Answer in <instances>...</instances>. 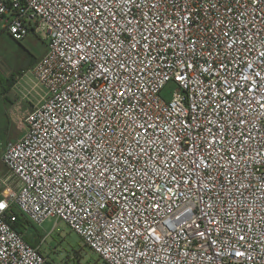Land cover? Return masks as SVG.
<instances>
[{
    "label": "built area",
    "instance_id": "2783aa9c",
    "mask_svg": "<svg viewBox=\"0 0 264 264\" xmlns=\"http://www.w3.org/2000/svg\"><path fill=\"white\" fill-rule=\"evenodd\" d=\"M0 28L47 39L0 141V264H50L17 213L107 264H264V0H0Z\"/></svg>",
    "mask_w": 264,
    "mask_h": 264
},
{
    "label": "rangeland",
    "instance_id": "374dc122",
    "mask_svg": "<svg viewBox=\"0 0 264 264\" xmlns=\"http://www.w3.org/2000/svg\"><path fill=\"white\" fill-rule=\"evenodd\" d=\"M46 44L45 32L41 30L31 32L21 43L10 38L4 31L0 33L1 110L9 106L11 100L14 99V96L10 93L7 95L8 98H6L4 93V86H8L6 80L11 77L16 78L15 82L12 83L15 99L28 95L27 97L35 102L40 100L44 91L41 87L36 86V77L28 71L26 64L33 57H35L36 62L44 54ZM171 91L172 86L170 85L165 89L164 95L168 96ZM18 126L17 122H13L11 125L14 133L20 135L22 131ZM0 136H2V140L7 137L5 133L0 134ZM8 171V168L0 159V178H5L8 175ZM36 227L42 229L45 235L47 234V238L42 245V251L48 257L50 264H107L85 244L81 235L74 231L65 221L50 218L42 225H36Z\"/></svg>",
    "mask_w": 264,
    "mask_h": 264
},
{
    "label": "crops",
    "instance_id": "0c3cea01",
    "mask_svg": "<svg viewBox=\"0 0 264 264\" xmlns=\"http://www.w3.org/2000/svg\"><path fill=\"white\" fill-rule=\"evenodd\" d=\"M2 31L6 32L8 36L12 38L11 35L5 29L0 28V33ZM28 92L31 94L30 91ZM4 93L6 98H8L7 95H9L10 93L14 96L13 97L14 99L11 100L10 105L5 107V109L3 110L0 109V134L2 135L5 133L7 135V137H5V140H2L1 138L2 136H0V141L3 146L20 137L21 134L17 135L18 133H14L11 125L13 124V122L14 123L17 122L19 125L18 127L21 129L22 125L24 124L27 113L31 111L34 108V106L37 104V102H35L33 99L28 98L27 97L28 95L25 97H20V99L18 98L15 99V93L13 87L9 88L5 85ZM0 197H1V190H0ZM25 231H26V239L33 245L40 244V242L45 236L42 229L37 228L36 226L30 223L27 224Z\"/></svg>",
    "mask_w": 264,
    "mask_h": 264
},
{
    "label": "trees",
    "instance_id": "16d2710c",
    "mask_svg": "<svg viewBox=\"0 0 264 264\" xmlns=\"http://www.w3.org/2000/svg\"><path fill=\"white\" fill-rule=\"evenodd\" d=\"M15 40V39H13ZM16 41V40H15ZM19 43H21V41H17ZM35 57H33L31 60H29V62L26 64V68L31 69L33 67V65L35 64ZM16 78L15 77H11L9 79L6 80V83H8L7 87H12V83L15 82ZM28 224V221L21 216L19 213H17V219L14 222V227L18 232H24V230L26 229V226Z\"/></svg>",
    "mask_w": 264,
    "mask_h": 264
},
{
    "label": "snow or ice",
    "instance_id": "6c2138e0",
    "mask_svg": "<svg viewBox=\"0 0 264 264\" xmlns=\"http://www.w3.org/2000/svg\"><path fill=\"white\" fill-rule=\"evenodd\" d=\"M177 79H183V76L181 75V76H177ZM121 95H124V93L123 92H121L120 93ZM113 180H115V177H113ZM4 204L3 203H0V209H2V208H4ZM200 235L201 236H203L204 235V233H200ZM241 239H243V237H241ZM237 255H241L240 253H237Z\"/></svg>",
    "mask_w": 264,
    "mask_h": 264
}]
</instances>
